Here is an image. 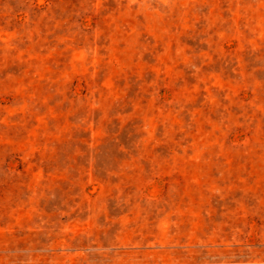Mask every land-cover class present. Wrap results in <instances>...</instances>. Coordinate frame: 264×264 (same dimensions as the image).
I'll use <instances>...</instances> for the list:
<instances>
[{
	"label": "rangeland",
	"instance_id": "1",
	"mask_svg": "<svg viewBox=\"0 0 264 264\" xmlns=\"http://www.w3.org/2000/svg\"><path fill=\"white\" fill-rule=\"evenodd\" d=\"M0 264H264V0H0Z\"/></svg>",
	"mask_w": 264,
	"mask_h": 264
}]
</instances>
